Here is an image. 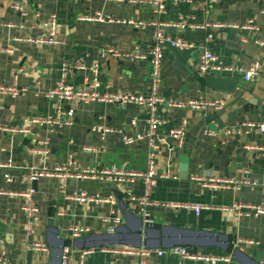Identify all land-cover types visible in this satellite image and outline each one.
<instances>
[{"label": "crops", "instance_id": "1", "mask_svg": "<svg viewBox=\"0 0 264 264\" xmlns=\"http://www.w3.org/2000/svg\"><path fill=\"white\" fill-rule=\"evenodd\" d=\"M21 5L22 11L16 10ZM103 15L111 22L85 23V16ZM52 16L58 20V38L61 46H34L24 42L26 37L47 34V23ZM130 22L164 23V32L172 38H182L196 46L195 50L181 51L165 48L161 69L160 95L180 101L222 100V112L208 110H171L160 107L155 117L161 122L156 128L153 144L145 139L128 147L123 136L147 133L151 119L145 108L110 103L81 104L75 107L73 125L56 128L32 125L31 135L0 131V164L12 169L0 168V239L14 264H27V253L33 242L41 241L49 247V253L34 252L32 264H60L62 253L70 250L72 264H79L83 251L95 250L84 258L83 264H139V258L114 255L102 250L115 247L147 249L152 251L147 264H204L187 261L179 256H159V252L171 250L175 242L187 243L190 253L230 257L229 263H264V216L246 217L203 212H175L159 206L150 207L153 222L164 226L152 229L147 241L138 234L140 230L139 206L130 195L141 197L145 185L140 181L129 183H105L94 180L69 179L62 192V183L56 177H44L37 183L34 199L40 208L36 217L35 234L29 236L27 219L22 211L24 200L12 194L27 192L26 167H46L50 171L68 164L73 158V170L96 168L98 170H126L145 173L148 158L154 153L159 172H169L178 181H160L152 193L156 203L234 204L260 205L264 203V134L256 130L250 135L226 136L222 132L246 123L264 124V0H166L165 13L158 14L153 6L107 3L105 0H0V84L11 85L14 74L19 88H29L25 96H0V127L19 128L26 119L53 117L59 105L45 98L44 93L62 79L72 87L82 88L90 79L91 68L99 65V80L105 94L133 93L147 96L151 92V62L125 61L103 57V51L113 48L130 51L138 47L149 52L155 44L156 28H137ZM209 22L244 25L253 22L255 30H213L214 43H207L208 31L195 29ZM187 24L176 29L175 24ZM211 51L224 65L242 67L249 71L255 65L261 69L259 79L248 83L242 74L223 75L238 82L232 94L209 91L199 79L206 78L200 70L202 57ZM92 60L89 68L87 62ZM85 70H77V64ZM64 109L69 106L64 105ZM70 108V107H69ZM217 115L220 122L212 121ZM211 120L210 122L208 120ZM187 125V138L177 147L170 138L171 131ZM105 129L114 133L103 136ZM220 132L218 137H208L206 131ZM48 141L49 155L39 142ZM187 153L188 178L180 176V156ZM22 168V169H21ZM9 174L12 182H7ZM205 180H246L252 186L240 192L216 190L205 187L191 178ZM256 184V187H253ZM33 188V185H32ZM86 191L92 196H114L116 205L80 204L70 196ZM116 191L120 192L119 198ZM123 202V203H121ZM51 204H56L51 207ZM55 209L61 220L58 227L62 238L74 227H87L91 231L75 242L71 249H64L62 241L49 227V211ZM116 215L122 219L121 227L112 233L105 218ZM145 236L144 230L142 231ZM236 237L235 255H227L221 248L225 237ZM220 238L218 242L217 238ZM180 238H183L181 240ZM253 244H252V243ZM202 246L203 252L195 253ZM189 252V251H188ZM64 256V255H63Z\"/></svg>", "mask_w": 264, "mask_h": 264}, {"label": "built area", "instance_id": "2", "mask_svg": "<svg viewBox=\"0 0 264 264\" xmlns=\"http://www.w3.org/2000/svg\"><path fill=\"white\" fill-rule=\"evenodd\" d=\"M26 0H24L25 2ZM107 3H118V4H130L137 6H153L157 8L158 14L165 13V3L166 0H105ZM180 2L181 0H176ZM216 0H207L208 4L215 3ZM16 10L22 11V6L18 5L15 7ZM81 22L92 23V22H111L115 23L111 18H106L101 14L97 16H85L79 19ZM137 28H146L149 26H154L156 28L155 44L150 49L149 52H144L140 48L136 47L130 51H120L113 48H109L103 51V57H113L125 61H138V62H151V92L147 96L133 94V93H119V94H105L102 92V84L99 80V65H95L91 68L90 79L87 80L82 88H75L69 86L64 79L53 88L49 89L44 93L46 99L54 104L59 105L57 112L53 117L48 118H31L26 119L25 122L19 128H9L0 127V131L10 132L12 134H23L31 135V126L37 125L40 127H47L50 132L53 133L56 128H62L73 125V120L75 118V107L81 104L90 103H110V104H120L122 106H134L138 108H145L151 114V119L149 123V130L147 133H137L133 136H123L124 145L131 147L136 143L143 141L145 139L149 140L151 144L155 141L156 128L161 122L155 117V113L158 108L167 107L171 110L179 111H195L202 113L208 110H213L216 112H222L225 109V103L222 100L210 101L205 98H200L197 100L180 101L173 98H164L160 95L161 86V69L162 62L164 60V53L166 46H170L173 49L181 51H191L195 50L196 46L190 42L183 40L182 38H172L165 34L164 28L166 24L164 23H144V22H130ZM194 26L195 29H203L208 31L207 43H214L215 37L213 35V30L224 28L233 29L238 31L255 30L253 27V22H248L244 25L230 24L225 25L217 24L214 22H209L205 26ZM176 29H185L187 24H175L173 25ZM59 25L58 20L55 16H52L50 21L47 23V34L40 37H26L24 42L34 46H49L56 47L64 44L58 38L57 31ZM77 70H85L84 64L80 63L76 66ZM200 70L203 76L206 78L215 76L216 73L229 75V74H242L247 78V82H253L259 79L262 75L261 69L258 65H255L251 70L246 71L242 67H233L229 65L222 64L216 55L211 51H206L202 57ZM14 82L11 85L0 84V96L9 97H20L25 96L30 93L29 88H19L16 81L18 80V74H14L12 77ZM64 105L69 106L70 109L67 111L64 109ZM260 131L264 134V124L256 123H246L238 125L235 128H228L222 133L226 136L231 135H250L254 131ZM114 133L111 129H105L103 131V136L106 134ZM220 132L206 131L205 135L208 137H218ZM170 138L177 147H182L187 138V125L182 123V125L171 131ZM44 145L45 150L38 151L44 156L49 155L50 151L48 148V141L39 142ZM74 164L73 158H70L67 165L63 167H58L53 171H50L46 167L30 166L26 167L25 170L28 173L27 181L30 184L29 189L25 193L12 194L13 196L20 197L24 200L22 211L24 212L28 225L27 232L29 236L35 234V222L36 217L40 213V208L34 199L36 193L32 185L38 182L44 177H56L62 183V192L65 193V185L69 179H75L79 181L84 180H94L101 181L105 183H129L133 184L136 181H142L145 185V194L141 197H135L130 195L131 201L137 203L139 206V216L143 220L150 217L149 209L152 206H159L165 209H170L175 212L180 210L192 211L197 217H200L203 212H220L223 214L235 215V216H246V217H260L264 216V203L260 205L251 204H234L232 206L216 205V204H190V203H156L152 200V193L158 187L160 181L174 180L178 181L177 176L171 175L169 172H159L156 166V159L154 153H151L148 158V169L145 173L130 172L126 170H98L96 168H85L73 170L72 166ZM0 168L12 169L11 164L3 165L0 164ZM22 169V168H21ZM7 182H12L13 178L9 175H5ZM191 181L197 182L205 187L213 188L216 190H232L235 192H240L242 188L246 186H252L246 180H205L202 178H191ZM257 185L254 184L253 187ZM6 192L0 191V195H5ZM69 199L80 203V204H109L116 205L117 200L114 196L101 197L99 195L92 196L86 191H81ZM105 223L111 225V232L116 233L119 226L122 225V219L115 214L110 218H105ZM90 229L87 227H74L70 229L71 239L77 240L81 237L88 235ZM252 243V242H251ZM253 244V243H252ZM31 250L34 252H46L49 253V247L41 242H33ZM103 252H109L114 255H121L126 257H136L139 258V264H147L146 260L150 257L152 251L147 249H135L131 247L121 248L115 247L109 250H102ZM95 250L83 251L79 264L84 263V258L90 254H93ZM159 256L170 255L179 256L187 261L202 262L204 264H219V263H229L231 258L226 256H215V255H204V254H192L183 248H172L166 252H159ZM73 255L70 250H65L64 256L62 258V264H72ZM0 264H14L9 256V253L5 250L1 239H0ZM264 264V263H262Z\"/></svg>", "mask_w": 264, "mask_h": 264}, {"label": "water", "instance_id": "3", "mask_svg": "<svg viewBox=\"0 0 264 264\" xmlns=\"http://www.w3.org/2000/svg\"><path fill=\"white\" fill-rule=\"evenodd\" d=\"M92 65V60H89L87 62V66L90 68ZM199 82L205 86L207 88V90L209 91H216V92H221V93H226V94H232L238 86V82L236 80H231L228 79L227 77H221V78H217V77H208V78H201L199 79ZM70 108L67 107L66 110L68 111ZM209 122L211 121L210 119L208 120ZM212 121H217L218 123L220 122V119L217 115H213L212 116ZM180 176L183 180L188 178V173H186L187 170V166L186 164L188 163V157H187V153L183 152L182 155L180 156ZM33 188L36 190L37 188V183L33 184ZM116 194L118 195L119 198H122V196L120 195V192L116 191ZM123 203V202H121ZM54 205L56 204H51V207H54ZM139 219L140 222V230L138 232V234L140 235V237L144 238L145 243L147 241V233L148 231L152 230V229H156V230H162L164 229V226H162L161 224H157L155 222H153V218L149 217L146 220L140 219L138 216L136 217ZM49 227L53 228L54 227V231L53 234L59 238L62 243H63V248L64 249H71V247L73 246V244L75 242H73L71 240V232L70 230H67L65 233L67 235V239L62 238L61 233L58 229V227L60 226L61 220L58 218V213L56 212V210L53 208L50 209L49 211ZM144 230V234L143 235L142 231ZM223 235V234H222ZM225 237V245H224V240H223V245L222 246H218V245H213L212 248H221L225 254L227 255H235V243H236V237L229 235V236H222ZM181 240H183V238H180ZM218 242H220V238L218 236L217 238ZM191 246L187 243H182V242H175L173 244L170 245V248H183L186 249L187 251H191ZM195 253L199 252H203V248L202 246H198V248H195ZM33 251H29L27 253V264H32V259H33ZM62 258L64 255V252L61 254ZM62 258H61V262L60 264H62Z\"/></svg>", "mask_w": 264, "mask_h": 264}]
</instances>
